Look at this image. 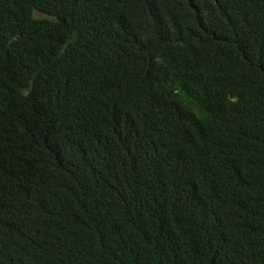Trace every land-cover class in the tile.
<instances>
[{"label":"trees","instance_id":"obj_1","mask_svg":"<svg viewBox=\"0 0 264 264\" xmlns=\"http://www.w3.org/2000/svg\"><path fill=\"white\" fill-rule=\"evenodd\" d=\"M0 264H264V0H0Z\"/></svg>","mask_w":264,"mask_h":264}]
</instances>
